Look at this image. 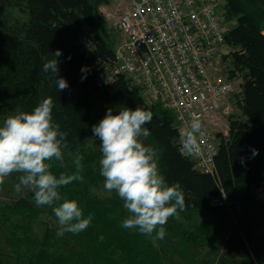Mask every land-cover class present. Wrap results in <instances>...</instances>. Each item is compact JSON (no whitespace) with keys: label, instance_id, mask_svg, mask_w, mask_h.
Listing matches in <instances>:
<instances>
[{"label":"trees","instance_id":"obj_1","mask_svg":"<svg viewBox=\"0 0 264 264\" xmlns=\"http://www.w3.org/2000/svg\"><path fill=\"white\" fill-rule=\"evenodd\" d=\"M223 1L221 20L231 25L226 41L232 48L231 76L238 77L242 88L243 117L231 114L228 133H217L219 152L212 173L197 170L189 156L181 155L177 141L182 129L171 111L146 100L125 75L108 78L104 65L114 62L115 40L101 6L109 0H0V126L17 110L31 112L51 97L54 122L67 133L64 155L73 160L79 152L83 171L98 176L102 154L92 126L106 115L104 105L151 111L153 120L145 127L161 150L162 175L169 185H181L184 211L203 209L218 220V228L191 237L203 239L196 241L203 250L196 264H264V202L255 195L264 187V0ZM56 50L61 51L57 78L68 83L62 91L56 77L43 71ZM59 170L53 172L59 175ZM68 190L61 187L62 196L67 197ZM82 190L89 191L78 186L69 191ZM33 197L28 189L15 205L35 206ZM43 207L47 216L53 214ZM45 224L46 245L53 237L52 246L61 253L45 248L42 264H68L67 252L90 264L92 244L85 242L84 233L57 238L54 225ZM78 240L85 246L79 254Z\"/></svg>","mask_w":264,"mask_h":264},{"label":"clouds","instance_id":"obj_2","mask_svg":"<svg viewBox=\"0 0 264 264\" xmlns=\"http://www.w3.org/2000/svg\"><path fill=\"white\" fill-rule=\"evenodd\" d=\"M53 59L43 64L45 73L51 72L56 79L58 91L68 87L66 79L59 77L56 50ZM53 99L44 98L31 112L17 110L7 116L0 126V185L5 178L18 173L19 182L14 191L30 189L37 206H48L58 219L57 238L65 233L78 234L86 230L92 215L86 218L74 199L62 196L60 189L74 181L83 182L82 161L84 156L75 153L72 174L60 172L53 167L65 168L64 149H67V133L53 119ZM153 120V113L137 106L134 110L121 106L116 114L109 108L98 124L92 126L94 137L100 141L99 174L104 178V188L115 192L130 213L121 226L137 229L153 244L163 240L170 217L178 216L186 208L184 192L179 182L169 185L160 171L161 150L146 145L150 130L145 127ZM203 123L193 116L190 127L179 133L181 155H197L201 152ZM258 150H253V155Z\"/></svg>","mask_w":264,"mask_h":264},{"label":"built area","instance_id":"obj_3","mask_svg":"<svg viewBox=\"0 0 264 264\" xmlns=\"http://www.w3.org/2000/svg\"><path fill=\"white\" fill-rule=\"evenodd\" d=\"M121 3L124 8L110 24L116 39L114 62L104 65L108 78L125 75L146 100L171 111L181 129L190 127L193 116L199 117L204 133L201 152L186 156L197 170L212 173L219 138L208 123H217L236 104H243L239 79L231 76L232 48L217 2Z\"/></svg>","mask_w":264,"mask_h":264},{"label":"rangeland","instance_id":"obj_4","mask_svg":"<svg viewBox=\"0 0 264 264\" xmlns=\"http://www.w3.org/2000/svg\"><path fill=\"white\" fill-rule=\"evenodd\" d=\"M121 1L109 0L107 4L101 6V11L106 15L109 26L124 8ZM214 1L217 2L219 13L222 14L224 1ZM230 27V24L225 23L224 32H228ZM113 35L115 40V33ZM104 108L105 110L111 108L114 114L119 110L115 104L111 103L105 104ZM232 113L238 117H243L241 108L236 104L233 110L218 119L217 123H208L210 129L215 133L227 134L229 115ZM144 143L157 148L150 137L144 140ZM70 157L65 155L66 167L60 169L61 171L55 166L53 169L56 168L65 174L74 173L76 169L73 168ZM95 174H87L82 171L81 175L84 177L82 183L74 181L72 184L65 186L69 190L75 189L77 186L89 190L88 192L82 190L80 194L70 193L68 190L66 195L68 198L70 195L71 199V194L75 196V200L82 208L85 218L89 214L92 215V225L82 231L85 242L90 240V244H92L88 255L90 264L197 263V256L202 249L196 243L199 239L193 241L191 237L199 234L200 230L213 231L218 228L217 219L203 209L183 211L182 214L178 213V216L169 218L165 225L167 233L165 238L157 240L153 244L149 238L140 234L137 229H125L121 226L122 221L130 213L123 207V201L114 191L108 192L105 190L103 186L104 178ZM19 175L18 173L11 174L0 185V264H42L43 257L47 254L43 253L45 248H49L50 251L55 253L60 252L52 246L53 237L49 241V245H46L45 223L47 222L51 226L53 224V228L57 230L60 226L54 213L47 216V212L43 210L45 207L42 208V206H37L35 203V206L31 204L30 207L15 205L16 200L20 196H24L28 190L27 188L22 189L20 193L14 191L13 186L19 182ZM56 175L58 176V174ZM86 184H89V188ZM255 195L259 201L264 202V187L257 188ZM217 201V199L213 200V202ZM86 206L90 208V211ZM80 233L74 234V236ZM78 248V254L85 248L79 240ZM70 254L71 252H67L65 255L68 264H87L85 258L82 262H79L74 259V255L70 256ZM166 255L170 260L165 258Z\"/></svg>","mask_w":264,"mask_h":264}]
</instances>
